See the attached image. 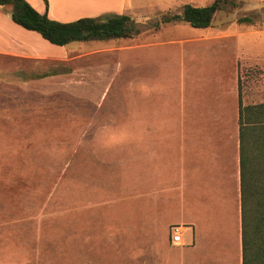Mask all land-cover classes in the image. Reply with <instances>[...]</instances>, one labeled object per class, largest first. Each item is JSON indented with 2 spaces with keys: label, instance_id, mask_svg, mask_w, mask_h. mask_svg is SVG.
Segmentation results:
<instances>
[{
  "label": "rangeland",
  "instance_id": "374dc122",
  "mask_svg": "<svg viewBox=\"0 0 264 264\" xmlns=\"http://www.w3.org/2000/svg\"><path fill=\"white\" fill-rule=\"evenodd\" d=\"M212 1L135 0L121 13L148 23ZM235 1L203 29L65 49L42 39L66 59L0 56V264H241L232 209L211 231L206 208L183 207L181 169L183 136L208 114L238 126V89L243 105L264 102V0ZM95 11L72 17L117 14Z\"/></svg>",
  "mask_w": 264,
  "mask_h": 264
},
{
  "label": "trees",
  "instance_id": "16d2710c",
  "mask_svg": "<svg viewBox=\"0 0 264 264\" xmlns=\"http://www.w3.org/2000/svg\"><path fill=\"white\" fill-rule=\"evenodd\" d=\"M43 1L47 10L48 2ZM237 4L235 0H213L206 6L185 4L179 12L164 13L148 23H139L126 14L83 16L72 22H58L50 19L47 11L39 13L25 0H0V5L11 6L15 24L59 47L133 38L145 29L180 22L203 29L211 26L219 12ZM254 20V16L245 15L237 21L253 24ZM240 93L238 89L241 264H264V102L243 105Z\"/></svg>",
  "mask_w": 264,
  "mask_h": 264
},
{
  "label": "crops",
  "instance_id": "0c3cea01",
  "mask_svg": "<svg viewBox=\"0 0 264 264\" xmlns=\"http://www.w3.org/2000/svg\"><path fill=\"white\" fill-rule=\"evenodd\" d=\"M39 13H45L50 19L58 22L75 21V14L84 11L121 12L129 11L135 6V0H101L98 3L80 0L78 9L61 7V0H47L46 10L43 0H25ZM58 2V3H57ZM58 4V6H57ZM57 7L65 13L54 14ZM73 11V14L66 13ZM12 8L9 5H0V56L21 59H66L68 51L62 55H49L43 49L42 38L35 32L25 30L12 21ZM91 14V15H92ZM45 41V40H44ZM67 46V45H66ZM61 46V49H65ZM59 47V46H58ZM221 117V118H220ZM208 114L207 122L203 126L188 131L183 136L182 160V188L183 207H201L209 211V225L211 231H218L214 219L226 218L227 211L232 209L235 227L240 230V167H239V137L237 123L233 128L224 121V116ZM189 194V198L186 197ZM196 248L195 228L191 224ZM235 228V229H236ZM236 248L241 250L240 231L237 232ZM241 262V252H239Z\"/></svg>",
  "mask_w": 264,
  "mask_h": 264
},
{
  "label": "built area",
  "instance_id": "2783aa9c",
  "mask_svg": "<svg viewBox=\"0 0 264 264\" xmlns=\"http://www.w3.org/2000/svg\"><path fill=\"white\" fill-rule=\"evenodd\" d=\"M187 232V227L184 225H177L172 228L170 239L171 244L175 246L183 245L184 242V235Z\"/></svg>",
  "mask_w": 264,
  "mask_h": 264
},
{
  "label": "bare ground",
  "instance_id": "6f19581e",
  "mask_svg": "<svg viewBox=\"0 0 264 264\" xmlns=\"http://www.w3.org/2000/svg\"><path fill=\"white\" fill-rule=\"evenodd\" d=\"M95 3H98L101 0H92ZM91 0H87V2H92ZM82 2L80 0H61V7L63 8H75L78 9L79 5Z\"/></svg>",
  "mask_w": 264,
  "mask_h": 264
}]
</instances>
